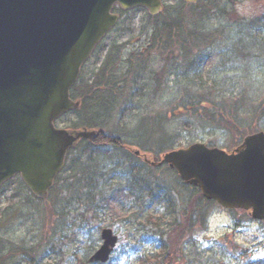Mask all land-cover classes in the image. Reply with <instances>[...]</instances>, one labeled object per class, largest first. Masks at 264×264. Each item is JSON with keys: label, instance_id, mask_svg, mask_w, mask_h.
<instances>
[{"label": "rangeland", "instance_id": "rangeland-1", "mask_svg": "<svg viewBox=\"0 0 264 264\" xmlns=\"http://www.w3.org/2000/svg\"><path fill=\"white\" fill-rule=\"evenodd\" d=\"M178 3L163 0L164 13L174 14ZM115 12L120 14L119 23L81 69L79 80L87 92L89 85L101 82L105 71L110 76L109 91L62 117L54 124L57 128L97 121L103 132L134 147L148 137L154 152L162 140L170 142V149L197 142L222 150L234 148L236 134L189 118V103L201 95L211 105L207 108L234 113L238 127L264 132V118L254 123L253 115L254 107L264 100V32H256L254 23L264 14V0H203L197 8L186 5L182 12L189 29L212 36L210 42L187 49L164 33L158 34L160 41L154 40L153 29L161 20L144 10L116 8ZM249 22L251 30L240 33ZM251 38L257 43L252 50L245 44L253 43ZM78 145L66 155L65 167L46 201L34 200L18 180L0 191L3 264H89V256L101 244L102 228L118 237L107 264H161L165 257L170 264L264 261V221L198 199V193L166 166L148 173L125 149ZM139 176L150 183L151 197L141 190ZM130 184L140 197L130 196ZM121 188L124 195L117 193ZM155 197L169 199L173 211L166 214L165 204ZM170 225L186 226L175 251Z\"/></svg>", "mask_w": 264, "mask_h": 264}, {"label": "water", "instance_id": "water-1", "mask_svg": "<svg viewBox=\"0 0 264 264\" xmlns=\"http://www.w3.org/2000/svg\"><path fill=\"white\" fill-rule=\"evenodd\" d=\"M179 1L192 5L200 0ZM115 6L141 8L152 17L164 9L162 0H0V187L19 175L35 197L47 198L67 152L98 135L96 129L54 124L80 108L70 90L118 23ZM144 160L166 164L206 200L264 219L263 132L245 136L231 153L195 143L163 154L160 162ZM116 238L103 229L89 262L106 263Z\"/></svg>", "mask_w": 264, "mask_h": 264}, {"label": "trees", "instance_id": "trees-1", "mask_svg": "<svg viewBox=\"0 0 264 264\" xmlns=\"http://www.w3.org/2000/svg\"><path fill=\"white\" fill-rule=\"evenodd\" d=\"M177 2H179V3H178V7L176 8V12H174V14L162 13L160 16L154 18V19L159 18L161 20V24L160 25L156 24L155 28L153 29V35L155 36L154 40L157 41V39H158L160 41V39H162V38L158 37V34L164 33L166 35L165 37H168V38L176 37L177 44L179 45V47L181 49H185V45H186V49H187V46H190L193 48H198L201 43L203 44V43L210 42L212 39L211 34L203 33L201 31L197 32L196 30L193 33L189 29L188 23H186V20L184 19L183 12H182L183 7L185 8L186 5H185V3L183 4L180 1H177ZM198 4L194 5V7L197 8ZM222 11H224V10H222ZM164 12H165V10H164ZM254 23L256 24V26H255L256 32H259V31L264 32V14L260 17H257L256 19H254ZM249 25H250V22L247 24V29L242 30L240 28L239 32L240 33H243V31H244V33L249 32V30H251ZM251 41L253 43L248 42L245 44L248 45L247 46L248 49L252 50L254 48V46H252V44L256 45L257 43L255 41H253V38H251ZM261 41H262L261 44L263 46V50H261V51L264 54V39H262ZM100 75L102 77L101 82L95 83L93 85H89L87 92H85L86 89L84 90L85 84L77 83L73 87L72 92H71L72 96L82 100V102H83L82 107L87 106L89 103H92L90 101L94 100V98L99 96V94H102L101 96L103 97L104 93L106 91H109L106 89L109 88L108 86L111 82L109 80L110 76L107 77L108 74H106L103 71L101 72ZM205 92H206V90L204 91V93ZM200 96L201 95H196L195 96L196 99L192 103H189V105H188V107L190 108L189 109L190 110V116L188 115L189 118L192 117V118L206 122V123L211 124V125L214 124V125L221 126V127H223V129L227 130L229 133H232L234 135L236 134L237 135V144L234 147H236L238 144H240L242 139L244 138V136H246L247 134H251L253 132L259 131V129L257 127H255V129H250V130H245L244 127L243 128L238 127V125H240V124L234 123L235 121L233 120V119H236L235 117H233L234 113H232L230 110H226L225 108L216 109L215 107H212V109H209L206 107V106L210 105L209 101L207 103V100L202 99V97H200ZM101 99L102 98H100V100ZM183 106L186 107V105H183ZM209 107H211V105ZM253 115H256L254 118L255 119L254 123H257L258 120H260L261 118H264V100L263 99L254 107ZM89 123H90L89 127L101 129V132L99 133V135L90 144L92 146H98V147L111 146V147H115V148H121L122 145H128L129 147H132L134 145V144L132 145V144H128V143H123L124 141L122 142L119 136H115V135L107 134V133L103 132L102 127H100L101 123H99L97 121L94 123H91V122H89ZM139 144L140 145L138 147L141 149V151L144 152L146 157L149 158L150 160H153L154 158H159L161 154H164L165 152L171 150L170 148L172 147V146H170V142L167 143V141L162 140L161 143H158V145H157L158 147L156 146L157 150L154 152V151H152L153 148L150 146L151 144L149 142L148 137H147L146 142H143L142 144L139 142ZM128 156H131V155L128 154ZM131 157H133V156H131ZM72 163H74V161ZM146 168H148V171H149L148 173L153 172V168H150L149 166H146ZM79 170H81V172L83 174H85V176L90 175L87 171H83L81 168H79ZM75 174H76V172H74L71 175V177L72 176L74 177ZM137 180H138L139 185H141V187H142L141 190L146 192V195H149L151 197V187H150V183L148 182V180L144 179V178L140 179V176H139V178H137ZM143 187H144V189H143ZM124 192H125L124 188H121V189H119V191L117 193H122V195H124ZM130 196L133 198L140 197L139 194H137V191H136V193H134V191H132V185L130 186ZM198 197H199L198 199H201V197L199 195H198ZM154 199L157 202H160L158 197H155ZM170 210H173V206H171V208H169V207L167 208V211H170ZM166 214H167V212H166ZM201 215L202 214H200V216ZM153 220H154V218H153ZM170 227L172 228V234H173L171 239H170V244L172 245L171 247H173V250L175 251L174 248L177 247V239L179 238L180 235H182V233H183L182 231H184V227H186V226L184 225V227H181L179 225H170ZM186 229L187 228H185V230ZM161 263L162 264H170V260H168L165 257V259H163V261ZM258 264H264V261H258Z\"/></svg>", "mask_w": 264, "mask_h": 264}, {"label": "bare ground", "instance_id": "bare-ground-1", "mask_svg": "<svg viewBox=\"0 0 264 264\" xmlns=\"http://www.w3.org/2000/svg\"><path fill=\"white\" fill-rule=\"evenodd\" d=\"M49 210H50V209H49ZM51 212H52V213H51ZM50 214L54 215V214H56V213H55V211L50 210ZM1 262H2V264L4 263L3 259H2Z\"/></svg>", "mask_w": 264, "mask_h": 264}, {"label": "flooded vegetation", "instance_id": "flooded-vegetation-1", "mask_svg": "<svg viewBox=\"0 0 264 264\" xmlns=\"http://www.w3.org/2000/svg\"><path fill=\"white\" fill-rule=\"evenodd\" d=\"M102 63H104V62H102ZM17 178L19 179V177H16V179H17ZM9 183H10V182H9ZM0 264H2V262H1V261H0Z\"/></svg>", "mask_w": 264, "mask_h": 264}]
</instances>
